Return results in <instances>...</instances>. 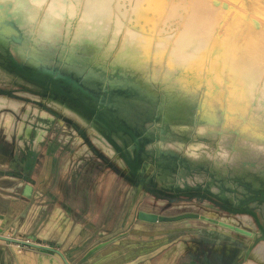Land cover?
<instances>
[{
	"label": "bare ground",
	"instance_id": "1",
	"mask_svg": "<svg viewBox=\"0 0 264 264\" xmlns=\"http://www.w3.org/2000/svg\"><path fill=\"white\" fill-rule=\"evenodd\" d=\"M229 1L243 9L235 6L237 19L230 23L226 19L228 35L220 38L222 32H218L225 22L221 23L213 0H0V51L8 49L21 59H29L34 72L38 64L49 61L46 57L53 45L61 44L73 55L76 50L90 53L91 64L97 70H89L82 85L103 90L108 79L105 72L111 73L105 108L114 122H109L116 130L114 137L120 143L125 140L124 132L130 134L122 125L126 124L144 134L149 148L155 142L158 148L181 147L182 142L177 139H162L160 134V139H155L157 123L151 100L156 99L159 89L162 95L171 96L164 108L170 125L182 128L186 124L178 120H185L192 127L198 119L199 134L209 139L208 143L186 144V154L217 158L227 154L231 161L248 155L255 157L259 153L264 155V14L258 16L246 5L259 2L264 13V0ZM9 21L20 28L23 34L20 42L11 41L18 31ZM11 80L12 75L0 65V84ZM27 83L38 88L32 82ZM44 98L48 105L64 113L83 117L80 107L72 109L58 97ZM8 102L5 95H0V107ZM12 121L9 115L4 122L8 133ZM80 121L85 123L83 119ZM21 124L18 131L21 129L28 138L32 127ZM94 127L88 129L94 142L112 152ZM96 127L106 131L101 125ZM229 128L239 130L242 135L230 134ZM159 130L163 132L164 127ZM43 134L42 129L37 130L35 143ZM229 136L245 150L234 149L226 139ZM237 169L241 171L243 167ZM240 214H244V225H253L249 214ZM203 215L249 230L251 236L243 235L247 238L255 235V231L241 227L235 220L216 218L215 212L205 211ZM1 220L0 217V224ZM258 258L264 259V254ZM37 264L49 262L38 257Z\"/></svg>",
	"mask_w": 264,
	"mask_h": 264
},
{
	"label": "rangeland",
	"instance_id": "2",
	"mask_svg": "<svg viewBox=\"0 0 264 264\" xmlns=\"http://www.w3.org/2000/svg\"><path fill=\"white\" fill-rule=\"evenodd\" d=\"M213 1L215 2L214 9L218 14L221 23H223V21L225 22V26L218 32V34L222 32V35L219 34L221 38L228 35L226 19H229L228 23L232 20L236 21L237 19L235 6L237 9L243 8L241 5H232L229 0ZM246 8L253 9L254 13L258 16L264 14L261 11V5L259 2H253L252 5H246ZM246 16L245 22H248L249 19L247 18L248 16ZM8 24L18 31L17 34H14V36L11 37V41L20 42L23 38L20 28L16 26L13 21H9ZM52 47L54 49H52ZM52 47L49 49L46 57L49 61L46 63L41 62L35 70H49V73L46 74L47 77H50V81L47 85L50 87L52 86L51 84H55L65 94H59L55 91H53V93H55V95H61L64 100L68 101V104L65 102L62 103L69 105L72 109L78 107L75 102L82 103L81 96H83V99H85L86 102L85 106H94L93 108L99 112H103L105 116H108V110L105 107L106 97H108L107 89H109L108 79H110L109 77L111 73L108 71L105 72V78L108 79L106 80L107 83L103 90H92L84 87L82 85V80L85 75L89 70L96 69L89 59L91 54L84 51L83 53L82 51L78 52V50H76L75 55H73L64 49L61 44H56ZM11 62H15V64L29 74L33 69L29 59H21L17 55L8 52V49L4 52L0 51V65L7 69L12 75L10 83L0 84V95H5L7 100L12 102L11 104L8 102V104L0 107V136L14 141L15 143L19 142V144L23 146V148H20V151L23 153L33 145V141H35L37 136V130L42 129L44 134L42 139L37 142V147L40 148L49 140L52 145V151H57L59 149L58 147L62 146L60 151L61 158L71 159L68 173L69 178L75 175L82 166L83 169L89 166L88 161L91 162V160L96 158H99L104 162H107V160L114 162L117 173L125 172V174H129L133 180L132 183L135 190L132 195L133 203L136 204V202L139 201V209L152 211L162 216L164 219L159 222H166V224H168L166 227L174 230V232L170 234L173 239L186 238L190 239V242L193 240L199 241L204 239L205 242L214 244L216 241L215 238L219 237L222 238L221 242L223 244L221 252L224 254L227 249V252H225L227 264H264V259L258 258L259 254H264V241H260L263 240L261 232L251 215L252 218L246 215L251 219L253 224L247 225L251 227L253 231L255 230L254 239L251 240V242L248 238L247 241H244L242 234L233 237L223 234L221 237L217 230L211 229V222L200 218L174 219V217L186 213L203 215L205 211H212L216 213V218L218 216H223L235 220L241 225L244 224L242 220L244 214L230 212L228 209L243 208L254 211L259 222L264 225V209L262 208V206H264V196H262L264 193L263 154L259 153L255 157L248 155L233 161H231V158H229L227 154L222 155V159L215 156H189L186 154V149L189 143L198 141L208 143L209 139L208 137L199 134L198 119L193 122L194 125L192 124V127L187 126L190 122L178 120L180 122L183 121L182 123L186 124L184 125L185 128L180 126L182 128L174 129L166 120L167 118L164 113V108H166L168 102L171 101V96L167 94L162 95V91H159V89L157 90L156 99L154 101L151 100L156 118L155 121L157 123L154 130L157 134V138L155 139L159 140L160 135L162 139L172 141L177 139L182 142L181 147L178 148L177 145H171L158 148L155 146V142L152 143L151 148H149L148 139L144 137V134L132 127H128L126 124L122 125L131 130L135 137L133 138L129 133L123 131L125 140L120 143L114 137V131H116L115 128H105V126H102L101 123L91 117V115L94 116L92 113L90 115L89 112H81L80 115L83 117H79L78 114H67L62 110L48 105L44 97L50 96L47 94L50 90H44L38 84H36L38 88L31 87L30 84L27 83V81H31L23 76V72L16 71L12 67ZM58 75L67 76L75 80L89 94L94 95V97L91 98L89 95L77 90V88H73L72 84L65 82L66 80H62ZM75 91L78 92L79 95H74ZM66 94H69V96H66ZM71 96L75 99V102L69 99ZM9 115L13 117L11 123L12 126H10L11 133H8L4 126V122ZM107 116L106 120H109V122L113 124V120ZM80 119L85 120V123H82ZM20 124L21 127L24 124L31 125V133L28 138H25L21 129L18 131ZM96 125H101L106 131L102 132V130L97 128ZM93 126H95L94 128L96 131L103 135L102 137L104 139H106V136H109L111 140L119 145L130 158L134 157V151L137 152L141 167L138 175L134 176L130 173L123 163L120 154L107 139L106 141L110 145L112 152L104 150L94 142L93 136L88 131L89 127ZM161 126L164 127L163 132H160L159 130L161 129ZM227 131L230 134L242 135L239 130L238 132L234 128H229ZM226 139L234 145V149L245 150L238 140L233 142L231 136ZM154 141L155 140L152 142ZM156 162H159V164L156 165ZM84 163H87V165ZM239 166L243 167L241 171L237 169ZM182 171H186V173L183 174ZM41 205H43V203ZM39 216H37L36 219V235L43 227L45 213H42V216ZM135 219L137 220L133 226H141L138 217L135 216ZM128 223L129 222L126 220V225ZM130 224L128 227L126 226V236H129ZM58 225L59 222L55 221V225L46 231V234L41 237V240H33L31 237L27 238L23 236V231L14 233L8 230L0 234L16 240L35 243L46 247L51 246L54 248V246L48 244L44 240L42 241V239L47 236L48 238H54L58 233H61V230L63 231V229L56 227ZM252 253L255 257L252 256ZM39 255L48 259L51 264H66V262L68 264H75L73 256L66 258L63 255V259L59 254L46 248H37L27 245L26 243L18 244L16 242L0 239V264H20L18 262H21V264H37ZM90 255L87 257H90ZM81 263L82 261L77 262V264Z\"/></svg>",
	"mask_w": 264,
	"mask_h": 264
},
{
	"label": "crops",
	"instance_id": "3",
	"mask_svg": "<svg viewBox=\"0 0 264 264\" xmlns=\"http://www.w3.org/2000/svg\"><path fill=\"white\" fill-rule=\"evenodd\" d=\"M37 144L33 141L22 153L19 142L0 136L1 233L23 231V236L41 240L58 221L56 227L63 231L42 241L66 258L73 256L75 264L80 261L81 264H227V249L224 254L221 252L222 238H215L214 244L204 239L191 242L186 238L173 239L170 234L174 230L168 229L166 222L138 220L141 226L134 227L135 216L142 209L138 208L139 201L136 204L132 201L133 180L125 172L117 173L114 162L96 158L69 178L71 159L61 158L62 146L52 151L50 140L40 148ZM42 213L45 221L36 235V219ZM129 224L130 233L126 236ZM210 224L221 235L239 236ZM241 227L252 229L244 224ZM248 239L243 236L244 241ZM102 241L108 243L90 257L85 256ZM252 256L255 257L253 253Z\"/></svg>",
	"mask_w": 264,
	"mask_h": 264
},
{
	"label": "water",
	"instance_id": "4",
	"mask_svg": "<svg viewBox=\"0 0 264 264\" xmlns=\"http://www.w3.org/2000/svg\"><path fill=\"white\" fill-rule=\"evenodd\" d=\"M11 65L16 71L23 72L22 74H23V76H25V78H27V80L33 81L35 83H38L44 90L55 91V92H58L59 94L60 93H64L55 84L50 86V87L45 86V82H43L42 78L39 77L38 75H36L34 73V71H31L30 74H29V73L25 72L20 66L15 64V62H11ZM43 72H45L47 74V73H49V70H43ZM58 77L61 78L64 81L66 80L65 82H69L70 84H72L73 88H77V90H79L80 92L89 95L91 98L94 97V95L89 94L75 80H73V79H71V78H69L67 76H63V75H58ZM66 96H69V94H66ZM85 107L88 108L87 110H89L90 113H92L93 115L98 117L100 119V121L105 126L110 127L109 122L103 117V115L98 110H96L95 108L88 107V106H85ZM129 132L132 135V137L134 138L135 137L134 134L130 130H129ZM106 139L111 143V145H113V147L116 149V151L120 154V157L124 161L125 165L127 166L128 170L130 171V173L133 174L134 176L138 175L140 173L141 167H140V162H139L138 157H137V152L134 151V157L130 158L119 145H117L114 141L111 140V138L109 136H106ZM134 142H136V141H134ZM228 210L230 212L247 213V214L251 215L254 218V220H255V222H256V224H257V226H258V228H259V230L261 232L262 239L264 240V227L259 222V219H258V217H257V215H256V213L254 211L249 210V209H243V208H231V209H228ZM137 217L141 221L151 222V223L159 222V221H162L164 219L162 216H160L158 214L145 212V211H142V210L137 212ZM180 218H200V219L205 220V221L219 223L221 225H224V226H227L229 228H232L234 231H236L239 234L251 236V232L249 230H245V229H241V228H238V227H235V226H231V225L219 222L217 220H214V219H211V218H207L204 215H196V214H192V213H186V214H182L180 216L174 217L175 220H178ZM0 233H1V228H0ZM219 236L222 237L223 235H221L219 233ZM31 238L33 240H35L34 237L31 236ZM0 239L4 240V241L16 242L18 244H25L26 243L27 245H30V246H33V247H37V248H46V249L54 251L55 253H57V254L62 256V254L57 249H55V248H53L51 246L46 247V246H41V245L35 244V243H29V242H25V241H21V240H16V239H13V238H9V237L3 236L1 234H0ZM107 243H108L107 241L98 242L97 244L93 245L86 252L85 256H89L93 252L101 249ZM63 259H64V257H63Z\"/></svg>",
	"mask_w": 264,
	"mask_h": 264
},
{
	"label": "flooded vegetation",
	"instance_id": "5",
	"mask_svg": "<svg viewBox=\"0 0 264 264\" xmlns=\"http://www.w3.org/2000/svg\"><path fill=\"white\" fill-rule=\"evenodd\" d=\"M36 75H38L39 77H41L42 78V80H43V82H45V86H48L47 85V83L50 81V77H47L46 76V73L45 72H43V70H38L37 72H34ZM22 75V74H21ZM31 82H33V81H31ZM35 83V82H34ZM35 84H38V83H35ZM39 85V84H38ZM51 85H53V84H51ZM40 86V85H39ZM49 87V86H48ZM76 92V91H75ZM77 94H78V92H76ZM47 94H49L50 96H53V97H58L62 102H68V101H66V100H64L62 97H61V95H55V93H53V91H50L49 93H47ZM79 95V94H78ZM69 99H71L72 101H74L75 102V99H73L72 98V96H71V98H69ZM81 101H82V103H79V102H75V104H77L78 105V107H80L81 109H82V111H84V112H89V110H87L88 108H86L85 107V99H83V96H81ZM87 105V104H86ZM89 106V105H88ZM90 107H94V106H90ZM90 113V112H89ZM100 113L103 115V117L105 118V116H104V114L100 111ZM90 115H91V113H90ZM91 117L92 118H94V119H96L97 120V122H99V123H101V125L102 126H105L101 121H100V119L98 118V117H96L95 115L94 116H92L91 115ZM106 119V118H105ZM109 122V121H108ZM110 124V123H109ZM107 126H105V128H106ZM112 126L110 125V127H107V129H109V128H111Z\"/></svg>",
	"mask_w": 264,
	"mask_h": 264
}]
</instances>
